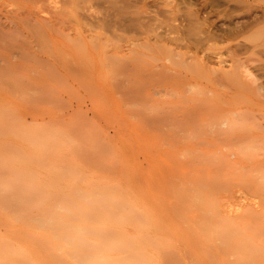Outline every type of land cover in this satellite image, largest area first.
Wrapping results in <instances>:
<instances>
[{
	"label": "rangeland",
	"instance_id": "obj_1",
	"mask_svg": "<svg viewBox=\"0 0 264 264\" xmlns=\"http://www.w3.org/2000/svg\"><path fill=\"white\" fill-rule=\"evenodd\" d=\"M132 1L0 0V264H264V96L161 67L205 84L264 0Z\"/></svg>",
	"mask_w": 264,
	"mask_h": 264
},
{
	"label": "bare ground",
	"instance_id": "obj_2",
	"mask_svg": "<svg viewBox=\"0 0 264 264\" xmlns=\"http://www.w3.org/2000/svg\"><path fill=\"white\" fill-rule=\"evenodd\" d=\"M64 1V0H63ZM132 1V0H131ZM136 1V0H135ZM139 0H137L136 2H138ZM144 1V0H143ZM236 1H243V2H247L248 0H236ZM61 2H62V0H61ZM68 2V1H67ZM86 2V1H85ZM96 2V1H95ZM103 2V1H102ZM128 2V1H127ZM130 2V1H129ZM133 2L134 1H132L131 3L133 4ZM139 2H141V1H139ZM139 2H138V4H139ZM178 2V1H177ZM190 2V1H189ZM59 3V2H58ZM106 3H109V2H106ZM117 3V2H116ZM122 4H126L125 3V0H124V3L123 2H121ZM161 3V2H160ZM187 3H188V1H187ZM216 3V2H215ZM62 4V3H61ZM81 4V3H80ZM89 4V3H88ZM101 4V3H100ZM112 4V3H111ZM130 4V3H129ZM132 4H130V6H132ZM134 4H137V3H135L134 2ZM76 5H78V4H76ZM118 5V4H117ZM216 5H217V3H216ZM235 5V4H234ZM61 6V5H60ZM64 6V5H63ZM79 6V5H78ZM77 6V7H78ZM82 6V5H81ZM109 6V5H108ZM125 6V5H124ZM236 6V5H235ZM59 7V6H58ZM73 7V6H72ZM104 7H105V5H104ZM127 9H128V7L129 6H125ZM136 7V6H135ZM145 7H149V6H146L145 5ZM184 7V6H183ZM245 7H246V5H245ZM57 8V7H56ZM80 8V7H79ZM85 8V7H84ZM124 8V7H123ZM126 8H124V9H126ZM129 8H131V7H129ZM133 8V7H132ZM164 8H166V7H164ZM59 9V8H58ZM102 9H103V7H102ZM107 9H108V7H107ZM122 9V8H121ZM120 9V10H121ZM145 10H147L146 8H144ZM162 9V8H161ZM182 9V8H181ZM243 9V8H242ZM256 10L258 9L259 11L261 10V14L260 15H257L255 12H254V14L253 15H249L248 17H246L245 18V20L244 21H242V22H239V21H237V24L235 23L234 24V26H231L232 28L231 29H225V32H227L228 31V33L226 34V38H228V39H230V40H232V41H234V42H236V44L229 50V52H228V57H229V65L227 66V68H224V66H219L218 67V69L216 70V71H214L212 74H213V78L210 80L209 78V80L207 79V82L206 83H209V84H211L210 86L209 85H207L206 83L204 84V83H202L201 82V76L199 75V74H189V73H180V72H177L178 71V67H177V64L175 63V61H174V63L170 60V59H165V61L161 64V67H163V68H166V69H168V70H170V71H172V72H174V73H177L183 80H184V82L186 83V85L187 86H189V88H192L191 86L192 85H196V86H198V87H200V89H202V88H205V89H207L206 91L209 93V95L210 96H216V98L215 99H217V96L219 97V100L220 99H223L224 101L225 100H227V99H230V98H226V96H264V5L263 6H257L256 8H255ZM67 10V9H66ZM65 10V11H66ZM87 10V9H86ZM123 10V9H122ZM168 10V9H167ZM235 10V9H234ZM61 11V10H60ZM59 10H58V12H60ZM104 11V10H103ZM114 11V10H113ZM134 11V10H133ZM151 11V10H150ZM161 11H163V10H161ZM236 11V10H235ZM76 12V11H75ZM81 12V11H80ZM107 12V11H106ZM111 12V11H110ZM121 12V11H120ZM130 12V11H129ZM144 12H146V11H144ZM149 12V11H148ZM104 13V12H103ZM117 13V12H116ZM151 13H152V11H151ZM156 13V12H155ZM154 13V14H155ZM163 13V12H162ZM177 13V12H176ZM184 13V12H183ZM219 13V12H218ZM106 14V13H105ZM108 14V13H107ZM137 14H139V13H136L135 15H137ZM145 14V13H144ZM148 14V13H147ZM158 14V13H157ZM160 14V13H159ZM158 14V15H159ZM166 14V13H165ZM191 12L189 13V15L191 16ZM71 15V14H70ZM146 15V14H145ZM189 15H188V17L187 18H190L188 21H190L193 17H194V19H195V16H193V14H192V18L191 17H189ZM194 15H195V12H194ZM217 15V14H216ZM88 16V15H87ZM104 16V15H103ZM110 16V15H109ZM108 16V17H109ZM117 16V15H116ZM120 16V15H119ZM140 16H143V15H140ZM140 16L138 17V16H136V17H138V18H140ZM148 16H150V15H148ZM165 16V15H164ZM163 16V17H164ZM89 17V16H88ZM125 17H128V16H125ZM124 17V19H126ZM145 17V16H144ZM144 17H143V20H144ZM147 17V16H146ZM146 17H145V19H146ZM181 17V16H180ZM101 18H103V17H101ZM129 18L130 17H128V19H126L127 21L129 20ZM142 18V17H141ZM148 18V17H147ZM154 19H155V17H153ZM158 18V17H157ZM174 18V17H173ZM186 18V19H187ZM71 19V18H70ZM69 19V20H70ZM85 19V18H84ZM110 18H108V20H109ZM132 16H131V21L129 20L128 22L130 23V22H134L135 23V21H132ZM178 19V18H177ZM186 19H185V21H186ZM202 19V18H201ZM83 20V19H82ZM87 20V19H86ZM90 20V19H89ZM113 20V19H112ZM139 20H141V21H143L142 19H139ZM157 20V19H156ZM156 20H154V22L156 21ZM123 21V20H122ZM149 22V20L147 19L146 21H145V25H146V22ZM187 21V22H188ZM195 21V20H194ZM205 21V20H204ZM207 21V20H206ZM85 22V21H84ZM193 23V24H195V25H197V23L195 22H193V20L192 21H190V23ZM75 23V22H74ZM89 23V22H88ZM93 23V22H92ZM141 23V22H140ZM140 23H138V25H141ZM143 23V22H142ZM157 23V22H156ZM161 23V22H160ZM192 23H191V26H192ZM76 24V23H75ZM106 24V23H105ZM109 24V23H108ZM123 24H124V22H123ZM165 24H167V23H165ZM178 24V23H177ZM186 24V23H185ZM83 25V24H82ZM99 25V24H98ZM107 25V24H106ZM119 25V24H118ZM133 25V24H132ZM181 25V24H180ZM180 25H179V27H180ZM195 25H194V27H195ZM108 27H109V25H107ZM113 26V25H112ZM182 26V25H181ZM187 26H189V24L188 25H186L185 27H187ZM218 26V25H217ZM95 27V26H94ZM103 27V26H102ZM101 27V28H102ZM117 27V26H116ZM143 27V26H142ZM147 27V26H146ZM172 27V26H171ZM193 27V28H194ZM197 27V26H196ZM89 28V27H88ZM104 28V27H103ZM102 28V29H103ZM184 28V27H183ZM190 28V27H189ZM219 28H220V26H219ZM227 28V27H226ZM256 28V30H254ZM105 29V28H104ZM107 29V28H106ZM105 29V31H108V30H106ZM136 29V28H135ZM140 29V28H139ZM144 29H145V27H144ZM147 29V28H146ZM150 29V28H149ZM174 29V28H173ZM181 30L182 28H178L177 27V30H174V31H178V30ZM191 29V28H190ZM222 29V28H221ZM130 30V29H129ZM171 30V29H170ZM179 30V31H180ZM193 30V29H192ZM196 30V29H195ZM195 30L194 31H192V32H195ZM198 30V29H197ZM217 30H219V29H217ZM224 30V29H223ZM249 30H254V31H252L251 33H249L250 31ZM133 31V30H132ZM151 31V30H150ZM165 31V30H164ZM163 31V32H164ZM213 31V30H212ZM112 32V31H111ZM118 32V31H117ZM119 32H120V30H119ZM122 32H123V30H122ZM124 32H126V30L124 31ZM141 32V31H140ZM143 32V31H142ZM166 32V31H165ZM190 32V31H189ZM221 32V31H220ZM131 33H133V32H131ZM135 33H137V32H135ZM176 33V32H175ZM181 33V32H180ZM186 33V32H185ZM184 33V34H185ZM196 33V32H195ZM198 33V32H197ZM205 34L204 32H201V34ZM153 34V33H152ZM166 34V33H165ZM177 34V33H176ZM192 34V33H191ZM200 34V33H199ZM212 34V36H213V33H211ZM211 34H209V35H211ZM214 34H215V32H214ZM133 35V34H132ZM157 35H159L158 33H157ZM156 34H155V36H157ZM180 35V34H179ZM176 36L177 38H178V42L180 41L181 42V40L183 39V38H185V37H183L182 38V36H181V38H179L180 36ZM186 35V34H185ZM193 35H194V33H193ZM220 35H222V32L220 33ZM191 36V35H190ZM217 36V37H216ZM219 35L218 34H216L214 37L215 38H212V39H216V40H219L220 41V39L222 40V37L219 39V37H218ZM160 37V36H159ZM187 37H188V35H187ZM203 37V36H202ZM207 37L209 38V36L207 35ZM158 38V37H157ZM166 38V37H165ZM171 38V40H172V37H170ZM177 38H175V39H177ZM210 38H211V36H210ZM181 39V40H180ZM117 40V39H116ZM174 40V39H173ZM205 39H203V41H204ZM184 41H185V39H184ZM188 41V40H187ZM195 41V40H194ZM206 41V40H205ZM177 41H175L174 42V44L176 43ZM171 43H172V41H171ZM182 47V46H181ZM185 49H187V48H185ZM197 50V49H196ZM250 51V54H247V52H249ZM141 54V53H140ZM139 54V55H140ZM180 57V56H179ZM139 59V58H138ZM112 60V59H111ZM156 60V59H155ZM179 62H180V60H179ZM222 63H224V62H222ZM182 64V63H181ZM188 65H190V64H188ZM192 65V64H191ZM188 68H189V66H187ZM188 71V70H187ZM191 71V70H190ZM117 73V72H116ZM212 74H210V75H212ZM173 75V74H172ZM124 76H127L126 74L124 75ZM143 77H145V76H143ZM195 89V88H194ZM193 90V89H192ZM223 96H225V97H223ZM226 98V99H225ZM218 100V99H217ZM218 100V101H219ZM264 100V99H263ZM216 100H214V102H215ZM218 101H216V103L218 104H215V106L217 105V107H220L219 109L223 112L224 110L226 111V112H223L222 114H225V113H227L228 111H231V109L233 110L234 108V106H233V104H232V102H231V106H230V104H228L227 102H228V100H227V102H225V104H228V107H232V108H227L226 106H225V104L223 103V105L225 106V107H223L222 106V104H220V103H222V101L220 100L219 102ZM264 106V105H263ZM225 108V109H223V108ZM219 109H218V112H215V113H217L216 115L218 116L219 114L218 113H220L221 114V111L219 112ZM227 109H230V110H227ZM263 109H264V107H263ZM215 110H217L216 108H215ZM236 110L234 109V112H235ZM234 112H230V114L231 113H234ZM238 112V111H237ZM264 112V111H263ZM240 113V112H239ZM221 114V115H222ZM236 115L238 114V113H235ZM263 114V116H261V117H259L260 115H258L257 116V120H259V122L261 121L262 123H264L263 121H264V113H262ZM221 115H219V117L221 116ZM227 115H228V113H227ZM225 117H226V115H224ZM232 116H234L235 117V115H231V117ZM239 116V115H238ZM228 117H230V116H228ZM237 117V116H236ZM227 118V117H226ZM226 118H224V120H223V118H221L220 117V119H222L224 122H222V121H220V124L222 125V124H227L228 122L226 121L225 122V119ZM217 119V118H216ZM233 119V118H232ZM218 120H219V118H218ZM227 120V119H226ZM228 120H230V119H228ZM222 122V123H221ZM260 122V123H261ZM217 125H218V123H217ZM221 125H218V126H221ZM217 126V127H218ZM261 126H263L264 127V125L262 124ZM216 127V129L215 130H217V129H219V131H217L218 132V135L220 134V127L219 128H217ZM223 127V126H222ZM226 127V126H225ZM225 127H223V128H225ZM223 128H221V129H223ZM217 132H216V135H217ZM222 132H223V130H222ZM221 132V133H222ZM224 134V133H223ZM217 135V136H218ZM222 135V134H221ZM220 135V136H221ZM224 136V135H223ZM228 137H231V135H228ZM255 137H260V138H263L264 137V135L263 134H258V135H256ZM218 138V137H217ZM223 139H224V137H222ZM227 138V137H226ZM240 137L238 136V137H234L232 140L233 141H235V140H237V139H239ZM219 139H221V138H219ZM231 139V138H230ZM218 140V139H217ZM216 140V141H217ZM226 140V139H225ZM221 141V140H220ZM228 141H231V140H228ZM91 194H93V192L91 193L90 192V195ZM96 194V193H95ZM95 194H93V195H95ZM89 195V196H90ZM98 195V194H97ZM103 196V195H102ZM89 200V199H88ZM104 200H106V199H104ZM123 200V199H122ZM98 201V200H97ZM202 202V201H201ZM204 202V201H203ZM212 202V201H211ZM105 203H106V201H105ZM206 203V202H205ZM108 205V204H107ZM74 207V206H73ZM84 208H85V206H83ZM203 207V206H202ZM201 208V207H200ZM204 208V207H203ZM212 209V208H211ZM63 209H61V211H62ZM205 210V209H204ZM203 210V214H204V211ZM68 211V210H67ZM76 211H78V210H76ZM87 211V210H86ZM65 212V211H64ZM80 215V214H79ZM205 215H206V213H205ZM49 216V215H48ZM83 216H84V214H83ZM86 216H90V215H85V217ZM91 216H93L92 214H91ZM90 216V217H91ZM88 217H86V218H88ZM102 217V216H101ZM47 218V217H46ZM92 218V217H91ZM55 219H57L56 217H55ZM60 219V218H59ZM87 220H89V219H87ZM140 220V219H139ZM203 220V219H202ZM202 220H201V222H202ZM44 221V220H43ZM61 221V220H60ZM90 221H93L92 219H90L89 220V222ZM206 221V220H205ZM46 222V221H45ZM48 223H49V221H47ZM101 222V221H100ZM200 223V222H199ZM51 224V223H50ZM130 224V223H129ZM201 224V223H200ZM205 224H207V223H205ZM50 226H52V225H50ZM63 226V225H62ZM200 226V225H199ZM202 227V226H201ZM207 227V226H206ZM53 228V227H52ZM83 228V227H82ZM85 228V227H84ZM48 229H51V227L50 228H48ZM64 229V227L62 228V229H60V227L58 228V230H63ZM203 229H204V227H203ZM55 230V229H54ZM84 230V229H83ZM104 230V229H103ZM110 230V229H109ZM49 231H51L52 232V230H49ZM65 231V230H64ZM92 231V230H91ZM207 230L205 229V232H206ZM51 232H49V234L51 233ZM80 232V231H79ZM84 232L86 233L87 232V234L89 235V234H91L92 235V232H90L89 230H84ZM90 232V233H89ZM210 232V231H209ZM63 234H64V232H62ZM66 233V232H65ZM68 233V232H67ZM109 233V232H108ZM116 233V232H115ZM84 234V233H83ZM110 234V233H109ZM117 234V233H116ZM209 234V233H208ZM56 235V233L54 234V235H52V236H55ZM85 235V234H84ZM88 235H87V237H88ZM114 235V234H113ZM121 235V234H120ZM113 237V236H112ZM41 238V237H40ZM58 238V237H57ZM205 238V237H204ZM62 239V238H61ZM60 239V240H61ZM65 239V238H64ZM207 239V238H206ZM209 239V238H208ZM78 240L79 239H77V242H78ZM44 241V240H43ZM62 241V240H61ZM63 241H66L67 242V240L65 239V240H63ZM205 241V240H204ZM42 242V241H41ZM80 242V241H79ZM152 243V242H151ZM50 244V243H49ZM76 243H74V245H75ZM142 244V243H141ZM47 245V244H46ZM67 246H69L70 244L69 243H67L66 244ZM65 245V246H66ZM73 245V244H72ZM76 245H79L78 243L76 244ZM75 245V246H76ZM105 245V244H104ZM204 245V244H203ZM74 246V247H75ZM85 246H87V244L85 245ZM106 246V245H105ZM108 246V245H107ZM205 247H206V245H204ZM203 246V247H204ZM42 247V246H41ZM44 247V246H43ZM72 247V246H71ZM71 247H69V248H71ZM77 247V246H76ZM117 247V246H116ZM203 247H202V250H203ZM45 248H47V247H45ZM63 249V248H62ZM158 249H159V247H158ZM43 250V249H42ZM41 250V251H42ZM79 250H83V248L82 249H79ZM113 250V249H112ZM118 250V249H117ZM137 250V249H136ZM205 250V249H204ZM2 251V250H1ZM44 251V250H43ZM63 251H64V249H63ZM106 251V250H105ZM115 251H116V249H115ZM123 251V250H122ZM50 252V251H49ZM53 252V251H52ZM56 251H54L53 253H55ZM65 252H66V250H65ZM65 252H64V256H67L69 259H71V258H74V256L73 257H71L72 255V252H71V254H65ZM82 252H84V251H82ZM112 252V251H111ZM117 252H119V251H117ZM3 253V252H2ZM75 253H76V251H75ZM102 253V252H101ZM103 253H104V251H103ZM108 253H110V252H108ZM122 253V252H121ZM201 253V252H200ZM43 254V253H42ZM81 254V253H80ZM141 254V253H140ZM159 254V253H158ZM7 255V254H6ZM5 255V256H6ZM44 255H46V253L44 254ZM55 255V254H54ZM70 256V257H69ZM79 256V255H78ZM86 256V255H85ZM84 256V257H85ZM96 256V255H95ZM143 256H144V253H143ZM206 255H202V258H207V257H205ZM210 256V255H209ZM47 258H48V256H46ZM90 257V256H89ZM99 257V256H98ZM124 257V256H123ZM122 257V258H123ZM213 257V256H212ZM76 258V257H75ZM201 258V257H200ZM202 258H201V260H202ZM55 259V258H54ZM121 259V258H120ZM127 259V258H126ZM125 258H124V260H126ZM143 259H145V258H143ZM147 259V258H146ZM52 260V259H51ZM76 260V259H75ZM119 260V259H118ZM127 260H130V259H127ZM131 260L134 262V260H136V259H132L131 258ZM205 260V259H204ZM57 261V260H56ZM92 261H94V260H92ZM96 261V260H95ZM207 262H208V260H206ZM228 263H230V261H228V260H226ZM225 261V262H226ZM250 261V260H249ZM76 262V263H75ZM74 263L75 264H77V263H79V260H78V262L77 261H75ZM119 262V261H118ZM128 262H130V261H128ZM210 262V261H209ZM209 262H208V264H209ZM254 262V261H253ZM253 262H251V263H253ZM57 263H59V262H57ZM57 263H55V264H57ZM62 263H63V261H62ZM66 263V261L63 263V264H65ZM80 263H81V261H80ZM84 263V262H83ZM97 263H98V261H97ZM123 263V262H122ZM135 263H136V261H135ZM135 263H133V264H135ZM212 263V262H211ZM250 263V264H251ZM256 263V262H255ZM50 264V263H49ZM93 264V263H92ZM99 264H101V263H99ZM139 264V263H138ZM147 264H148V262H147ZM156 264V263H155ZM254 264V263H253Z\"/></svg>",
	"mask_w": 264,
	"mask_h": 264
}]
</instances>
